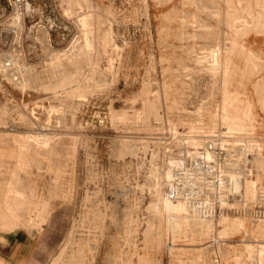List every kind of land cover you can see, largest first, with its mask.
Returning a JSON list of instances; mask_svg holds the SVG:
<instances>
[{
  "label": "rangeland",
  "instance_id": "1",
  "mask_svg": "<svg viewBox=\"0 0 264 264\" xmlns=\"http://www.w3.org/2000/svg\"><path fill=\"white\" fill-rule=\"evenodd\" d=\"M213 138L229 204L170 239L166 163ZM17 228L45 264H247L264 244V0H0V233Z\"/></svg>",
  "mask_w": 264,
  "mask_h": 264
},
{
  "label": "built area",
  "instance_id": "2",
  "mask_svg": "<svg viewBox=\"0 0 264 264\" xmlns=\"http://www.w3.org/2000/svg\"><path fill=\"white\" fill-rule=\"evenodd\" d=\"M12 5L18 13H22V0H12ZM214 140L216 138L206 140L196 155L175 166L166 188L169 198L186 201L203 216L215 215L219 211L220 194L224 189L228 192L223 172L231 150ZM206 152L210 153V158H207ZM211 264L221 263L215 257Z\"/></svg>",
  "mask_w": 264,
  "mask_h": 264
},
{
  "label": "bare ground",
  "instance_id": "3",
  "mask_svg": "<svg viewBox=\"0 0 264 264\" xmlns=\"http://www.w3.org/2000/svg\"><path fill=\"white\" fill-rule=\"evenodd\" d=\"M214 59V57H213ZM216 59V58H215ZM213 64V63H212ZM217 71V70H216ZM225 78V77H224ZM229 88V87H228ZM227 99V98H226ZM233 100V99H232ZM251 109V108H250ZM228 110V109H227ZM223 112V111H222ZM226 115V113H225ZM225 115L222 117V120L224 121V123H226L228 125V129L230 130H244V124L240 121H227ZM227 116V115H226ZM229 116V115H228ZM220 118V117H219ZM236 118V117H235ZM234 118V119H235ZM239 119V118H238ZM216 123V122H215ZM223 124V122H222ZM223 126V125H222ZM226 126V125H225ZM247 128V127H246ZM245 128V129H246ZM206 135V134H205ZM221 135V134H220ZM39 137V136H38ZM20 142V141H19ZM20 144V143H19ZM25 147V146H24ZM23 149V148H22ZM197 152V151H196ZM19 153V152H18ZM193 153V152H192ZM24 154V153H23ZM22 154V155H23ZM197 153H193L192 155H196ZM206 156L207 158H210L211 155L209 152H206ZM192 157V156H190ZM21 159V158H20ZM24 160V159H23ZM182 160V159H181ZM20 162V161H19ZM18 162V163H19ZM183 161H177L176 159H172L169 161H167L166 163V170L164 172V178H165V186L167 188V184L168 181L170 180L171 176H172V172H173V168L179 164H181ZM23 163V162H22ZM233 162L229 161V162H225V165H232ZM235 163H233L234 166ZM20 165V164H19ZM24 165V164H23ZM159 177V175H158ZM225 177V176H224ZM230 177V176H229ZM163 178V177H162ZM15 179V178H14ZM17 180V179H16ZM230 185L232 186L233 189L235 190H239L241 189V183L240 180L236 178H230ZM166 188L165 190L160 194V199H159V205L162 208V210H164L165 212V221L167 223V230L169 233V236L171 237L170 239H172V234L174 233V231L177 229H179L180 227H182L185 224H191V225H199V227L202 230L205 231H209L211 229L212 226V221H213V216H204L199 218L200 214H197L199 211L193 207H191L190 204H188L186 201L182 200V199H171L167 196L166 193ZM162 190V189H161ZM13 191V190H12ZM227 195L225 194V192L222 194H220L219 196V201L221 205H228V199H227ZM40 201V200H39ZM40 203V202H39ZM35 205V204H34ZM31 208V207H30ZM34 208V207H33ZM156 210V209H155ZM11 211V210H10ZM28 212V211H27ZM159 212V211H158ZM156 213V211H155ZM158 214V213H157ZM160 214V213H159ZM157 216V215H156ZM162 216V218L164 217ZM18 217V216H17ZM159 217V216H158ZM222 217L221 213L219 216V219ZM16 218V217H14ZM34 218V217H33ZM36 218V217H35ZM223 218V217H222ZM223 221L225 219H222ZM157 220V219H156ZM220 221V220H219ZM10 222V220H9ZM32 222V221H31ZM159 222V221H158ZM157 222V223H158ZM11 223H15V222H11ZM22 223V222H21ZM33 223V222H32ZM25 224V223H23ZM30 224V223H29ZM13 226V225H12ZM18 226V225H17ZM24 226V225H23ZM28 226V225H26ZM166 226V225H165ZM186 226V225H185ZM227 227H225L220 233H224V231L226 230ZM11 229V228H9ZM164 229V228H163ZM180 230V229H179ZM233 231V230H231ZM183 235V234H182ZM178 236V235H177ZM176 237V236H175ZM217 240V239H215ZM214 240V242H215ZM221 244V243H220ZM250 245V244H249ZM209 246V245H208ZM205 251H207L208 253H216L218 255H220V247H218L216 245V243H213V246L210 247H205L204 248ZM222 249V248H221ZM246 251V255H247V264H264V244L262 243H256V245L253 246H247L244 248ZM243 249V250H244ZM204 251V250H203ZM222 253V252H221ZM229 254V253H228ZM240 254V253H239ZM221 256V255H220ZM223 256V255H222ZM217 257V256H216ZM225 259V258H224ZM237 259V258H236ZM229 260V259H228ZM203 264H207V261H203ZM211 264V262H210Z\"/></svg>",
  "mask_w": 264,
  "mask_h": 264
},
{
  "label": "crops",
  "instance_id": "4",
  "mask_svg": "<svg viewBox=\"0 0 264 264\" xmlns=\"http://www.w3.org/2000/svg\"><path fill=\"white\" fill-rule=\"evenodd\" d=\"M49 217L42 221L40 228L43 227L44 222L48 221ZM39 231L42 233L41 229ZM43 233L46 234L45 231ZM47 245L44 241L35 244L32 234L24 228L0 233V264H45L44 259L50 255L48 251L50 247Z\"/></svg>",
  "mask_w": 264,
  "mask_h": 264
}]
</instances>
